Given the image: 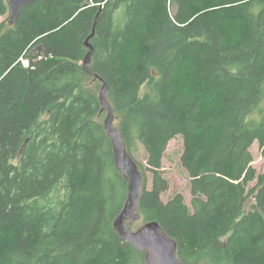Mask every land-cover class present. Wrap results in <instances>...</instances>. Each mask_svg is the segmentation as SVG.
<instances>
[{"label": "trees", "instance_id": "16d2710c", "mask_svg": "<svg viewBox=\"0 0 264 264\" xmlns=\"http://www.w3.org/2000/svg\"><path fill=\"white\" fill-rule=\"evenodd\" d=\"M7 2L0 264H145L114 228L129 184L104 129L103 82L144 176L140 220L177 241L182 264H264V174L250 149L264 155V0H36L13 25ZM97 16L98 78L82 65ZM180 136L192 210L182 195L162 201L161 165Z\"/></svg>", "mask_w": 264, "mask_h": 264}, {"label": "water", "instance_id": "95a60500", "mask_svg": "<svg viewBox=\"0 0 264 264\" xmlns=\"http://www.w3.org/2000/svg\"><path fill=\"white\" fill-rule=\"evenodd\" d=\"M36 0H8L10 5L11 14L10 24L13 25L21 11L34 3ZM103 8V5H101ZM98 16L93 24L94 29L92 35L87 38L86 46L89 49L85 58L84 66L85 71L95 76L94 72L90 69L92 64L94 47L90 43L96 35V24ZM109 86L103 82V87L100 92V103L102 105V113H106L105 128L111 142L113 143L116 167L120 171L129 184V195L127 203L124 205L122 213L117 218L114 228L120 236L132 245L134 248L142 253H146L145 264H182L179 258V246L177 241L171 237L166 230L157 221L146 223L137 232L130 229V225L139 221L141 216L138 214L141 196L143 195L144 176L141 169L137 166L134 159L128 154L122 132L115 127V113L114 108L108 103V90Z\"/></svg>", "mask_w": 264, "mask_h": 264}, {"label": "rangeland", "instance_id": "374dc122", "mask_svg": "<svg viewBox=\"0 0 264 264\" xmlns=\"http://www.w3.org/2000/svg\"><path fill=\"white\" fill-rule=\"evenodd\" d=\"M8 19L7 17H0V23ZM117 126V124H115ZM115 126V127H116ZM183 137H177L173 139L166 149V153L162 163V173L164 178L168 182V190L162 195V201L167 203L175 195H182L187 206L192 210V195H191V178L188 176L187 171L182 164V155L184 151V139ZM258 142H255L253 147H251V154L253 157L252 166L256 170V175L264 174V155L260 149ZM137 161L143 165H147L146 158L147 155L144 148L140 146L138 152L135 153ZM145 172V171H144ZM148 180V190H151L153 185L152 175L145 172ZM256 186V182L250 184V189ZM253 202L250 203L251 206ZM255 203V202H254ZM145 225L144 221H136L130 225V229L133 232H137L141 227Z\"/></svg>", "mask_w": 264, "mask_h": 264}, {"label": "built area", "instance_id": "2783aa9c", "mask_svg": "<svg viewBox=\"0 0 264 264\" xmlns=\"http://www.w3.org/2000/svg\"><path fill=\"white\" fill-rule=\"evenodd\" d=\"M23 64H24V66H27L28 65V63L26 61H23Z\"/></svg>", "mask_w": 264, "mask_h": 264}]
</instances>
